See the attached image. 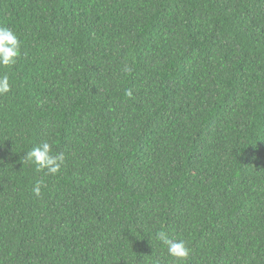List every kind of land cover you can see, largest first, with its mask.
I'll list each match as a JSON object with an SVG mask.
<instances>
[{"label": "trees", "instance_id": "16d2710c", "mask_svg": "<svg viewBox=\"0 0 264 264\" xmlns=\"http://www.w3.org/2000/svg\"><path fill=\"white\" fill-rule=\"evenodd\" d=\"M0 26V264H178L157 231L264 264V0H0ZM45 141L56 175L23 162Z\"/></svg>", "mask_w": 264, "mask_h": 264}, {"label": "clouds", "instance_id": "9594fccd", "mask_svg": "<svg viewBox=\"0 0 264 264\" xmlns=\"http://www.w3.org/2000/svg\"><path fill=\"white\" fill-rule=\"evenodd\" d=\"M21 41L17 34L8 27L0 26V68L14 65L20 56ZM11 85L7 73L0 74V96L9 93ZM65 159L64 153L52 154V145L45 141L24 154L23 162L34 164L37 170H46L49 175H56ZM42 182L37 181L32 188L36 197L41 195ZM156 241L165 246L169 257L178 264H183L189 256V249L183 240H173L165 232L157 231Z\"/></svg>", "mask_w": 264, "mask_h": 264}]
</instances>
